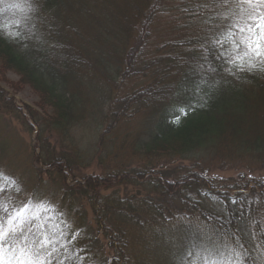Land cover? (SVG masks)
Here are the masks:
<instances>
[{
	"label": "trees",
	"instance_id": "16d2710c",
	"mask_svg": "<svg viewBox=\"0 0 264 264\" xmlns=\"http://www.w3.org/2000/svg\"><path fill=\"white\" fill-rule=\"evenodd\" d=\"M237 2L0 0V75L39 96L25 113L0 92V110L38 131L33 194L53 176L86 222L36 210L54 264H264V71L230 75L213 47Z\"/></svg>",
	"mask_w": 264,
	"mask_h": 264
},
{
	"label": "snow or ice",
	"instance_id": "6c2138e0",
	"mask_svg": "<svg viewBox=\"0 0 264 264\" xmlns=\"http://www.w3.org/2000/svg\"><path fill=\"white\" fill-rule=\"evenodd\" d=\"M11 7L21 8V5L13 4ZM234 15L241 22L229 25L226 34L213 41L216 58L227 65L226 71L230 75L264 71V0H238L234 5ZM9 36H19V33H9ZM194 106L190 103L186 107L191 110ZM12 191L18 194L23 189L15 178L0 170V264H54V254L58 251L55 236L49 234L46 224H33L41 218L39 211H32L29 215L30 209H46L48 202L32 194L27 200L17 203ZM204 251L211 255L210 249ZM229 253L227 260L220 261L205 256L204 264H243L236 249L229 248ZM198 257L199 251L195 256L192 249L186 253L191 264H197Z\"/></svg>",
	"mask_w": 264,
	"mask_h": 264
},
{
	"label": "rangeland",
	"instance_id": "374dc122",
	"mask_svg": "<svg viewBox=\"0 0 264 264\" xmlns=\"http://www.w3.org/2000/svg\"><path fill=\"white\" fill-rule=\"evenodd\" d=\"M168 32H170V28H168L164 20H161L154 39L159 38L161 35L165 37ZM19 80V76L15 73L8 72L3 76L0 75V92L6 98L13 100L15 107L23 109L25 113H27V107L34 110L37 109L36 104L39 102V96L29 87H20L18 85ZM30 123L32 124V122ZM37 134L38 131L30 132L27 125H23V120L19 119V117L6 115L0 110V170L6 176L15 178L23 189L18 194L14 191L11 192L17 203L27 200L33 194L36 187L35 168L38 166V168L45 170L43 166H39L34 162V158L40 153V149L35 148ZM78 139L80 142L82 139V147L90 149V151H92L97 142V138L91 132H84V136L83 132H80ZM112 163L114 164L115 162ZM43 178V185L38 187V189L36 188V197L39 200H46L51 206L53 204L55 208L58 203L61 206L63 204L61 202L63 184L47 174ZM67 183L72 184L73 180L68 177ZM60 209L57 212L61 214L62 219L66 223L76 228H84L87 231L86 222L79 219L78 213L71 212L68 202H65ZM36 210L30 209L29 211ZM83 211L85 213L84 218L87 221H91L90 212L85 208Z\"/></svg>",
	"mask_w": 264,
	"mask_h": 264
}]
</instances>
